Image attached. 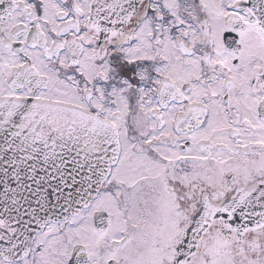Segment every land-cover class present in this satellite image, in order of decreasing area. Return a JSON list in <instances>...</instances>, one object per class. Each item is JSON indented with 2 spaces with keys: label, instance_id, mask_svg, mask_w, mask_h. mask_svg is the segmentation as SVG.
<instances>
[{
  "label": "snow or ice",
  "instance_id": "snow-or-ice-1",
  "mask_svg": "<svg viewBox=\"0 0 264 264\" xmlns=\"http://www.w3.org/2000/svg\"><path fill=\"white\" fill-rule=\"evenodd\" d=\"M0 264H264V0H0Z\"/></svg>",
  "mask_w": 264,
  "mask_h": 264
}]
</instances>
